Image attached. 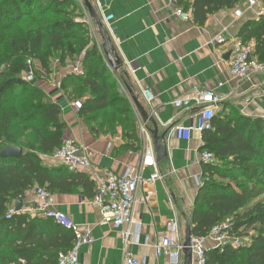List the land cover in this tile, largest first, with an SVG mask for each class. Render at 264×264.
Wrapping results in <instances>:
<instances>
[{
  "label": "trees",
  "instance_id": "16d2710c",
  "mask_svg": "<svg viewBox=\"0 0 264 264\" xmlns=\"http://www.w3.org/2000/svg\"><path fill=\"white\" fill-rule=\"evenodd\" d=\"M173 1L193 24L203 26L210 15L244 0ZM258 2L263 12L244 19L237 36L252 44L253 56L264 60V0ZM72 6L80 13L74 14ZM81 7L77 0H0V153L9 145L22 148L19 155H0V264H57L73 240L69 229L40 213L9 214L13 200L35 187L53 194L93 186L80 171L42 163L41 155H52L60 146L65 124L59 105L27 80L28 69L37 81L50 73L53 55L63 67L80 59L83 75L68 73L58 82L67 98L80 102V118L93 127L135 128L116 69H109L103 50L91 38ZM25 20L30 25L19 29ZM24 93L35 98L34 104H27ZM225 109L212 117V129L201 133L200 150L212 152L216 162L201 163V183L189 217L191 235L206 236L227 219L238 236L253 228L246 246L208 248L205 264H264V119L231 106ZM128 131L124 136L131 138ZM27 133L32 138L23 144Z\"/></svg>",
  "mask_w": 264,
  "mask_h": 264
},
{
  "label": "crops",
  "instance_id": "0c3cea01",
  "mask_svg": "<svg viewBox=\"0 0 264 264\" xmlns=\"http://www.w3.org/2000/svg\"><path fill=\"white\" fill-rule=\"evenodd\" d=\"M79 1L86 9L91 38L98 42L99 48L102 42L86 2L98 16L110 48L121 62L116 69L117 81L125 86L127 95L122 94L129 101L135 128L130 132L119 125L112 129L87 125L72 107L74 100L58 89L60 79L69 73V62L63 67L56 60L50 65L49 79L45 76L37 80V85L60 107V119L65 124L63 138H72L87 147L91 167L81 173L90 179L93 169L106 168L119 175L139 174L141 181L135 193L134 219L140 233L125 243L121 230L100 224L99 210L92 204L94 183L86 188L80 185L71 193H53L54 208L67 214L79 228L87 230L89 241L79 250V260L83 264H125V251L139 264H172L166 254L155 255L152 243L165 233L166 221L173 214L184 237L186 220L191 215L201 183L202 143L201 133L192 131L188 139H178L174 132L177 124L192 125L194 114L201 107L192 103L189 107L176 108L173 101L193 90H210L222 96L216 112L231 106L245 116L264 119V74L239 79L229 71V57L235 41L239 40L240 24L246 18L256 17L249 11L241 17L235 16L234 11L243 10L245 1L210 15L203 26L175 14L173 0ZM110 13L113 14L112 31H108L103 21L104 15ZM219 35L223 37L222 42L214 40ZM145 89L151 92L150 101ZM130 94L149 117L146 123ZM140 124H144L148 132L156 127L158 136L165 133L167 156L157 161L155 155V168L140 167L144 148L149 145L140 140ZM125 131L131 138L124 136ZM41 160L49 167L63 165L52 155H41ZM153 170L162 178L148 182ZM21 201V207L31 208L36 203L34 190L27 191ZM145 236L149 237L147 245L144 244Z\"/></svg>",
  "mask_w": 264,
  "mask_h": 264
},
{
  "label": "built area",
  "instance_id": "2783aa9c",
  "mask_svg": "<svg viewBox=\"0 0 264 264\" xmlns=\"http://www.w3.org/2000/svg\"><path fill=\"white\" fill-rule=\"evenodd\" d=\"M246 2L243 10L236 9L235 16L241 17L247 11L254 14L255 17L263 12L258 6V0H244ZM175 14L183 20H189V13H184L180 8L176 7ZM113 14H105L103 21L112 31L111 22ZM216 42H222L223 37L214 38ZM112 71L113 69L108 66ZM69 73L83 75V69L80 59L74 63H69ZM229 71L239 78L247 79L253 75L264 74V60H259L252 55V44H243L240 40L235 41L229 57ZM28 74H31L30 68ZM118 88L121 93L127 95L125 86L117 81ZM147 100L152 99L151 92L144 90ZM222 100V96L210 90H193L173 101L176 108L189 107L192 103L201 107L194 114V122L190 126L177 124L174 126L175 136L178 139H188L191 132L202 133L204 130L212 129L211 119L216 113V105ZM72 107L77 111L80 107L79 101L72 102ZM139 137L141 142L147 145L142 153L141 168L154 167L155 150L149 132L144 124L139 125ZM89 151L87 147L72 138L64 137L60 146L53 152L52 157L62 163L69 171H81L91 167L89 159ZM200 161L204 164H213L216 158L210 151H201ZM90 177L95 184V193L92 198V204L96 206L100 214V224L108 225L114 229L121 230L123 241L125 243L140 233L139 225L134 219V206L136 203L135 193L141 177L139 174L131 175L128 172L119 175L110 169H93ZM162 178L158 171H152L148 182H154ZM34 194L36 203L31 208L21 207L16 210L14 205H10L8 213L23 212L31 215L40 213L44 217L52 220L54 223L69 229L73 235L71 247L57 258V264H83L79 260V250L83 244L89 241L88 232L79 228L72 219L62 211L54 208L52 194L43 188L35 187ZM149 243V237L145 236L144 244ZM249 244V238L238 236L232 232V223L230 220H224L215 224L206 236L190 237L189 247L191 249L192 261L194 264H205V251L210 247H219L230 245L234 248L246 246ZM155 255L166 254L172 264H181L183 261L184 237L179 230L178 219L175 214L169 217L165 224V233L160 235L155 242L152 243ZM125 264H139V261L125 251Z\"/></svg>",
  "mask_w": 264,
  "mask_h": 264
},
{
  "label": "water",
  "instance_id": "95a60500",
  "mask_svg": "<svg viewBox=\"0 0 264 264\" xmlns=\"http://www.w3.org/2000/svg\"><path fill=\"white\" fill-rule=\"evenodd\" d=\"M86 6L89 12L90 17L94 20L95 25L97 27V31L99 34V37L101 39V49L103 50L105 59L108 63V65L112 69H117L121 66V62L116 55L115 50L110 48L108 37L106 36L105 30L103 29V26L94 12L93 8L89 3L86 2ZM27 80L30 82V84H33L35 82V78L32 75L27 76ZM130 97L132 99L133 104L135 105L136 110L139 112V115L144 123L149 121V117L147 116L144 108L139 104L137 99L130 94ZM151 134V138L153 141V146L155 150L156 160L161 161L164 158H166V145L163 141V137L165 136V133L161 136L157 135V129L154 127L153 130L149 131ZM22 152V148L19 146L9 145L5 147L2 152L0 153L1 156H14L19 155ZM22 201L20 199L16 200L14 203V207L16 210H19L21 208ZM190 237H191V228H190V221L189 219L186 220V228L184 232V249H183V264H192V254L191 249L189 247L190 244Z\"/></svg>",
  "mask_w": 264,
  "mask_h": 264
},
{
  "label": "rangeland",
  "instance_id": "374dc122",
  "mask_svg": "<svg viewBox=\"0 0 264 264\" xmlns=\"http://www.w3.org/2000/svg\"><path fill=\"white\" fill-rule=\"evenodd\" d=\"M79 3H80V1L79 0H77ZM81 5H82V7H81V11H82V13H85V8H84V6H83V3H80ZM71 9H73L74 10V14H78V13H80V9L79 8H76V7H74V6H72V7H70ZM32 9L35 11L36 10V6H35V4L32 6ZM28 25H30V22H29V20H25L23 23H21V24H19L18 25V28L19 29H21V30H23L24 29V27L26 28ZM95 40V39H94ZM95 42H96V40H95ZM98 43V42H97ZM56 60H57V56L56 55H53L52 57H51V64H53L54 62H56ZM33 67L34 68H38V64L36 63V62H33ZM29 75H31V74H27V76H29ZM25 76V75H24ZM26 76V77H27ZM47 76V79H49L48 77V75H46ZM44 77H45V75H44ZM36 81V80H35ZM36 83V85H37V83H38V81H36V82H34L33 84H35ZM45 93H46V91H45ZM23 97L24 98H26L27 100H28V102H27V104H29V105H32V104H34V102H35V98L33 97V96H30V95H28L27 93H24L23 94ZM95 126L96 127H99V125L96 123L95 124ZM29 138H32V135L30 134V133H27V135H25V138L22 140V142H23V144H24V142L26 141V140H28ZM218 180V179H217ZM238 181H241V182H243V181H245L244 180V178H239L238 179ZM260 198L264 201V193L260 196ZM260 226V225H259ZM255 232V230L253 229V228H250V229H248V230H246V231H242V236L243 237H250L253 233Z\"/></svg>",
  "mask_w": 264,
  "mask_h": 264
}]
</instances>
